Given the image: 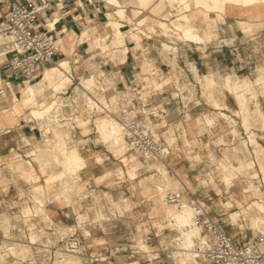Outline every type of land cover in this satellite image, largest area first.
I'll list each match as a JSON object with an SVG mask.
<instances>
[{"label":"crops","instance_id":"crops-1","mask_svg":"<svg viewBox=\"0 0 264 264\" xmlns=\"http://www.w3.org/2000/svg\"><path fill=\"white\" fill-rule=\"evenodd\" d=\"M14 1L38 0H0V21L9 3ZM50 1L51 8L39 15L35 26L37 30L48 31L46 24L53 23L51 33L58 39L55 64L40 68L36 80L28 82L14 79L8 57H0V264H52L38 256L40 247L35 242L44 245L50 240L57 246L71 233H75L79 251L72 255L81 264H182L180 256L173 257L170 251L174 247L166 245L177 232L168 227L170 214L166 207L170 205L163 202L168 191L180 192L181 199L187 203L196 200L209 218L223 223L226 233L235 241L245 243L255 238L256 230L263 229V232L264 227L257 229L251 223L253 217L260 219L258 223L264 226V182L253 151L257 144L249 137L253 147L247 144L252 156L248 176L233 169L239 175L224 182L219 166L221 164L226 171L231 167H224L225 161L239 165L237 160L228 161L224 156L233 153L238 160L243 159L244 155H237L233 147L240 140L245 141L247 134L241 121L233 117L238 106L232 91L224 86L222 93H215L218 101L214 99L210 103L207 90L217 85L204 87L203 82L196 81L195 75L202 76L204 81L206 76L219 74L221 84L231 78L233 85L237 83L233 82L232 73L255 78L257 65L264 68V4L247 11L230 10L225 15L227 20L215 13H210L209 19L198 17L195 26L204 41L193 42L183 37L182 41L172 32L163 35L157 23L150 19L161 21L164 18L140 9L137 0H118L126 9V19L118 20L127 50L124 61H110L97 42L99 37L110 33L107 14L113 13L114 7L108 0ZM141 2L151 7L156 0ZM171 12L166 22L174 18V10ZM140 13L146 15L142 23L138 22L143 16ZM138 26L144 28L147 35L135 37L134 28ZM149 28H154L155 32ZM163 43L169 49L164 50ZM61 59L67 60L71 85L63 94L56 95L60 100L61 94L67 105L62 104V108L65 106L64 112L69 116L65 118L68 124H61L59 129L65 136L67 150L77 148L74 150L86 162L66 176L68 184L64 188L59 180L46 184L43 173L32 161L33 151L43 148L46 139L57 136L51 131L43 133L28 109L23 108L18 114L11 111L13 100L23 95L22 88L27 83H35L46 68L55 66ZM173 74L179 75L184 93L189 89L190 95H195L188 102L186 98L190 95L182 97ZM90 75L105 87L107 96L113 94L111 105L116 107L117 117L123 110L144 112L148 123L169 149L162 161L143 162L132 155L133 160L124 164L122 154L115 153L102 141L97 142V137L102 136L96 132L95 122L109 113L101 110L104 114H80L81 108L75 102L79 96L74 91L81 90L77 84ZM254 98H250L248 114L252 108L253 114L260 112L261 116L262 113L264 121V96L260 95L257 101ZM223 107H228L224 111L229 115L225 112L218 115ZM223 114L235 119V137L229 132ZM249 116L253 121V116ZM74 117L85 118L83 129L76 125ZM199 118L206 123L204 129L198 125ZM213 119L212 126H207ZM253 130L258 145L264 150V126ZM42 137V146L35 147L32 143ZM71 142L75 144L70 145ZM13 159L27 160L33 165L32 169L19 172L8 167ZM158 163L165 166L171 178V183L161 184L162 191L158 190L156 177ZM51 165L61 170L56 162ZM129 170L136 172L133 180L127 177ZM251 185L252 193L248 191ZM259 188L261 194L254 195ZM36 196L41 198L40 205H36L33 198ZM254 202L261 208L248 209ZM26 208L32 211L29 216L23 212ZM233 215L237 225L232 222ZM186 261L195 264L194 260Z\"/></svg>","mask_w":264,"mask_h":264},{"label":"bare ground","instance_id":"bare-ground-1","mask_svg":"<svg viewBox=\"0 0 264 264\" xmlns=\"http://www.w3.org/2000/svg\"><path fill=\"white\" fill-rule=\"evenodd\" d=\"M137 2L140 9L143 10L150 9L149 12L159 18L160 17L165 18L167 15H169L171 13L170 8L172 9L175 8V10L177 8L178 13L174 16L173 19L169 20L168 22L160 21V20L157 21L154 19H150V21L156 22L164 35H168V32H172V34H174L177 38L183 37L193 42H202L204 41V38L198 34L195 26V21L198 17L202 18V15L204 13L224 12L227 6L242 7V11H247L255 5H262L264 3V0H156V2L151 6L152 9L147 5L145 6L144 3L141 2V0H137ZM108 3L114 7L113 13L107 14L108 17L107 26L110 29V33L108 35L105 34L99 37L97 39V42L99 43V47L101 49L102 54L106 56L110 61H115V60L124 61L127 49L124 43V33H122L121 30L119 29L121 23L119 22L118 19H126L125 16L126 9L124 5H122L118 0H108ZM144 20H146V16L143 15L142 18L138 19V22L142 23ZM240 22L242 21L240 20ZM149 29L151 31L154 30V28H149ZM135 30L137 31V35H135V37H138L139 33L143 32L138 27H135L134 31ZM1 39L2 38L0 37V42H2ZM56 63L57 64L55 66L46 68L45 72L41 73L40 78L35 83L33 84L27 83V85L22 90L23 97L21 99L13 101V104L11 105V111L13 114H18L23 108L28 109L30 111L29 113L32 116V118H34L41 126V130H46L48 128L47 124L45 123V118L47 115H50L51 112H53L52 116L57 121L61 118L63 108H62V104L58 102L59 99L56 97V95L59 94L62 88L70 81L67 60L61 59ZM219 81L220 82L222 81L221 76H219V74L214 76H206L203 81L204 87L215 86ZM230 82H231V78L226 79L224 81V84L221 85V87L224 88V86H226L228 89L232 91L231 93L234 96V99L239 109L238 112L236 113H238L241 116V119L239 116L237 117L236 115L233 117L237 119V122L240 123L241 121L242 127L244 126L243 131L244 133L247 134V139L245 141L240 140V142L236 143L233 147V151L237 155L238 153L239 154L242 153L244 155L243 159L238 160L237 156L234 155L232 152H231L232 153L231 156L230 154L224 156V159L228 161L231 158L237 160L239 165L235 166L232 165L231 162L227 163L226 161L223 162V165L224 167H231L232 169L238 171L242 175H247L248 169L246 167V164H250L249 167H251V161H250L251 155H249V153L247 152L246 150L247 148L245 149L244 144L246 146L247 144L253 146L251 142L252 143L254 142V144H256L253 137L249 136V133L246 132L250 128L248 126L250 124L248 123L251 121L250 116L248 114V109L250 106V98L251 97L253 98L255 96V92L252 85L247 86V84H244V86H239L240 85L239 84L237 86L231 84ZM46 84H48L47 87ZM77 87L81 88V90H78L76 88L74 92H76L77 96L83 99H87L88 107H91V110L96 109L95 107L100 108V103L98 102V100H95V97L99 98L105 93L106 90L98 79H96L93 75L92 76L90 75L89 77L86 78H82L77 84ZM78 91L81 92L79 93ZM46 98H49V101H46L45 100ZM94 100L97 102H95ZM215 108H217V106H215ZM105 110H108L110 112V115H107L106 120L104 117L102 121L97 123V130L101 135L104 133H108L107 140H111L113 146L120 145L121 148L123 149L125 148L124 142L121 139V136L123 135V129L121 123L118 120L117 117L118 114H116L117 112L112 111L111 109H104V111ZM258 113L260 114V112ZM223 116L225 117V119L227 120V124L229 125V132L235 137L236 126H237L235 119L231 118L230 117L231 115L228 116L226 114H223ZM197 121L201 129H204L206 127L205 126L206 123H202L200 118ZM213 123L214 122H212L209 125L207 124V126H212ZM66 137L68 138V136ZM249 137L251 139V142L249 140ZM59 138L61 140H59V142H54V143H50L49 140H45L46 144L43 146V148H40L38 151H33L34 156L32 157L33 159L32 161L37 164L41 173H43L44 181L46 183H49V181L53 179H57L62 181L63 184L66 185L67 184L66 176L72 172H75L78 169L79 164H81L82 158L76 150L74 149L67 150L65 145V136L61 135ZM49 144L50 145L52 144L51 146L53 149L49 147ZM262 148H263L262 146L257 145L254 150V152H256L255 154L257 155V159H258L257 162H259L258 165L261 164V166L263 165V162L261 163V158L262 160L264 158V150ZM166 150L168 151L169 149L167 148ZM48 158L49 161H51L52 163L56 162L61 167V170L47 173L43 161ZM194 159L198 160V157L197 158L194 157ZM123 160L125 161V159ZM32 166L33 165L27 160L13 159V162L9 163L8 167L17 170L19 172H22L23 170L32 169ZM219 168L222 174V178L226 181L229 180V176L225 174L224 168L221 164ZM259 168H261L260 165ZM156 171H157L156 177L159 181L158 190L162 191L161 184L164 185L165 183L167 184L171 183V178L169 177L167 169L163 164L156 165ZM263 175H264V171H263ZM127 177L130 180H133L136 177V172L134 171L128 172ZM252 190H253V186L251 185L250 187H248V191H251L252 193ZM254 195H258V192L255 191ZM33 198L36 200L35 202L37 204L39 201L37 196ZM253 207L261 208L259 204L257 205V203L254 202L251 207H248V209H252ZM166 209L170 214V221L168 223V226L174 223V228L178 232V235L174 237L169 243L170 244L174 243L175 245H179L182 248V250L186 251L185 254L187 255V259L194 260L195 263L196 262L194 258L195 252L193 249L197 241L201 239L202 234L200 233V227L196 222V219L194 217L195 215L192 212V208L190 204L181 199L177 205L173 207L168 206L166 207ZM23 212L25 215L28 216L32 213V211H30L29 208L28 209L26 208L25 211ZM259 220L252 217L251 223L254 228L258 229L259 227L261 228L264 227L259 224L260 222L258 223ZM51 244L52 242L50 240L44 242V245L46 247H55ZM78 252H79L78 248H75L73 253L70 251L58 252L57 250L55 252V257L52 259V262L57 261L55 259L58 257L59 254L58 258L60 260H58L55 264H81L79 259L72 255ZM46 258H49V256L47 255Z\"/></svg>","mask_w":264,"mask_h":264},{"label":"built area","instance_id":"built-area-1","mask_svg":"<svg viewBox=\"0 0 264 264\" xmlns=\"http://www.w3.org/2000/svg\"><path fill=\"white\" fill-rule=\"evenodd\" d=\"M52 6L50 0L37 2L14 1L9 3L7 11L0 21V37L5 41L0 57H8L9 67L14 79L32 81L40 68L54 63L58 50V39L51 33L53 23L46 24L48 31L36 28L39 15ZM144 112L133 113L123 110L118 117L128 149L135 155L149 161H162L168 151L164 141L147 121ZM181 200L177 191L165 192L163 202L175 206ZM190 206L200 227L202 237L194 247L195 264H264V231L256 230L255 238L248 242L233 240L225 231L223 223L209 218L196 200ZM234 225V224H232ZM237 229H240L237 227ZM70 234L55 247H46L35 242L38 256L51 263L57 250L74 252L78 241ZM49 258H46V256Z\"/></svg>","mask_w":264,"mask_h":264},{"label":"rangeland","instance_id":"rangeland-1","mask_svg":"<svg viewBox=\"0 0 264 264\" xmlns=\"http://www.w3.org/2000/svg\"><path fill=\"white\" fill-rule=\"evenodd\" d=\"M264 4V3H263ZM159 5V4H158ZM157 5V6H158ZM258 5H255V6H253V7H251L250 9H252V8H255V7H257ZM151 9H152V7H151ZM150 10V9H149ZM149 10H147V12H149ZM172 10H174V16L178 13V10H177V8H176V10H175V8H170V12L172 11ZM230 10H241L242 11V7H234V6H227L226 8H225V10H224V12H215V14L217 15V16H220L223 20H227V19H225V15L230 11ZM137 12V11H136ZM140 12H142V10H140ZM141 14V16L142 15H145L144 13H140ZM172 14V12L169 14V15H167L165 18H164V20H161V21H165L170 15ZM210 13H204L203 14V16L202 17H204L205 19H209V15ZM139 15V13L138 14H134V16H138ZM153 15V14H152ZM146 16V15H145ZM173 16V17H174ZM170 19H168V21H169ZM166 22V21H165ZM138 28L140 29V30H142L143 32L142 33H139V34H141V35H147L146 34V32H145V30H144V28H142V27H139L138 26ZM148 29V28H147ZM151 32H155V30H153V31H151ZM161 33H162V30L160 31ZM163 34V33H162ZM164 35V34H163ZM168 35H169V32H168ZM168 35H165V36H168ZM178 39H180V38H178ZM2 40V42H0V53H1V47L4 45V40L3 39H1ZM180 40H182V39H180ZM183 41V40H182ZM162 47H163V49L164 50H167V49H169V46L167 45V44H165V43H163L162 44ZM171 65V68H173L174 67V64L172 63V64H170ZM43 70H45V68L43 69ZM228 75V74H227ZM232 76H233V82L234 83H237L236 85L238 86L239 84V86H244V84H247V86L248 85H252L253 86V89L255 90L254 92H256L255 93V98H254V100H256L257 101V98L260 96V95H263L264 96V68L261 66V65H257V67H256V76H255V78L254 79H250L249 77H239V76H236L234 73H232L231 74ZM223 77H225L226 75H222ZM195 79H196V81L197 80H200L201 82H203V78H202V76H200V77H198V76H196L195 75ZM173 80H174V84L176 85V87L180 90V93L182 94V97H186V96H189L190 94H191V91L189 90V89H187L186 90V93H184V91L182 90V87H181V85H180V77H179V75L178 74H173ZM247 81H248V83H247ZM258 81V82H257ZM260 81V82H259ZM243 83V84H242ZM26 84V83H25ZM24 84V85H25ZM71 84L70 83H67L63 88H62V90H61V94H63L64 92H65V90H67L68 88H69V86H70ZM217 85H219V86H217L215 89H213V90H207V92H208V98H209V100H210V103L212 102V100H217L216 98H215V93H217V92H220V93H222L223 92V90H225L223 87H221V83H220V81L217 83ZM227 89V88H226ZM239 89H242V88H239ZM22 90H23V88H22ZM22 90H21V92H22ZM79 92V91H78ZM22 94V93H21ZM61 94H60V100H58V102L60 103V104H65V102L63 103V98H62V96H61ZM75 94H76V92H75ZM112 93H110V94H108V96H107V94H106V92L102 95V96H100L99 98L98 97H95V100L97 99L98 100V102L100 103V108H97V107H95L96 109H94V110H91V107H88V104H87V101L85 100V99H83V98H80V97H77V96H75V98H76V100H75V102L77 103V107H79V108H81L80 110H78V113H80V114H87L88 112L89 113H91L92 112V114H99V113H101V114H104V113H102L101 112V110H104L103 108H110L112 111H115V112H117L116 114H118V111L116 110V107H112V105H111V103L112 102H114V100H112V99H114V98H111L112 97ZM67 96V95H66ZM195 95H193V96H191L190 95V98H186L187 99V102H188V100H191L193 97H194ZM251 96V95H250ZM22 97H23V95H22ZM21 97V98H22ZM58 97V96H57ZM20 98V99H21ZM61 98H62V100H61ZM106 98H108V99H106ZM19 98H15L13 101H16V100H18ZM46 101H49V98H46L45 99ZM94 100V101H95ZM61 101V102H60ZM109 101V102H108ZM218 101V100H217ZM110 103V104H109ZM116 104V103H115ZM114 105V104H113ZM65 106H67L66 104H65ZM64 106V107H65ZM64 107H63V109H62V116H61V118H60V120L61 121H55V119L53 118V116H51L52 114H53V112H51L50 113V115H47L46 116V118H45V123H47V126H48V129H46V130H44L43 131V133H46V132H49V131H51L52 132V135L53 136H57V138L55 139L54 137H51V138H49V139H46V140H49V142L50 143H54V142H59V140H61L59 137L62 135L63 136V134L60 132V129H59V127H60V125L61 124H68V122L69 121H67V119H65V118H68L69 116H67L66 114H65V112H64ZM224 109H228V107H223L221 110H219L218 111V115H219V112H225L224 111ZM218 110V109H217ZM254 110V109H253ZM252 108H251V111H250V113L249 114H251L252 116H253V121H251V122H247L248 124H250V125H248L250 128H249V130H250V133H249V135L251 136V137H253L254 139H255V137H254V135H253V130H251L252 128L254 129V128H258V129H262L263 128V126H264V121H263V118H262V113H261V116H259V114L258 113H255V114H253L252 113ZM108 111V110H107ZM109 112V111H108ZM236 112H238V107H237V110H236ZM236 112H234L235 113V115L238 117L239 116V114L238 113H236ZM226 114H228L227 112H225ZM109 114H110V112H109ZM109 114H107V115H109ZM115 114V113H114ZM115 114V115H116ZM107 115H105L104 117H105V120L107 119ZM229 115V114H228ZM104 117H102V118H99V119H97L96 120V122H95V124L97 125V123L98 122H100V121H102L103 120V118ZM221 117V116H220ZM240 117V116H239ZM63 119V120H62ZM73 120H75L76 121V125L77 126H81V128L83 129L84 127H85V123H86V120H85V118H80V117H74V118H72ZM223 119V118H222ZM213 122H214V119H213ZM96 127V126H95ZM96 132H98L97 131V129H96ZM99 133V132H98ZM97 133V134H98ZM98 135H100V136H102V138H100V137H97L98 138V143L100 142V141H102L104 144H107V146L108 147H110V149H114V151H115V153H118L119 155H121L122 154V162L124 163V164H126L127 162L128 163H130L132 160H133V156L135 155L132 151H130L129 149H128V146L126 145V142H125V139H124V132H123V135L121 136V139H122V141L124 142V146H125V148H121V146L119 145V146H113V143H112V141L111 140H107V138H108V133H104V135H101V134H98ZM48 136H51V134H48ZM43 140H44V137H42L41 139H38V142H33L32 144L36 147V146H42V144H43ZM254 143V142H253ZM255 143L258 145V142L256 141V139H255ZM71 144H75V142H71L70 143V145ZM244 144V143H243ZM52 145V144H51ZM50 144H49V147L51 148V149H53L52 148V146H51ZM244 147H245V149L247 148V146L244 144ZM253 147V146H252ZM73 149H77V148H73ZM39 150V149H38ZM37 150V151H38ZM247 150V152L249 153V155H251V153H250V151L248 150V148L246 149ZM255 150V148L253 149V151ZM256 152H254V155H255V157H256V154H255ZM81 155V154H80ZM133 155V156H132ZM81 157H82V161H81V164H79V166H78V168H80V167H82L83 165H85L86 164V162H85V159H84V157L81 155ZM139 159V161H145V159H143L142 157H140V156H137ZM251 157L252 156H250V161L252 160L251 159ZM123 159H125V161L123 160ZM192 159V158H191ZM138 160H137V162H138ZM195 160V159H194ZM256 160H258L257 159V157H256ZM146 161H149V160H146ZM44 162V165L46 166V170H47V172H52V171H54V170H59V167H52V162L51 161H49V158L48 159H46V160H44L43 161ZM263 162V165H264V158H263V160H262V158H261V163ZM259 163V162H258ZM156 165H161V163H158V164H156ZM260 165V170H261V175H262V178H263V180H264V175H263V169H264V166L262 165L261 166V164H259ZM49 166V167H48ZM246 167H247V169L249 168V166H248V164H246ZM47 168H49V169H47ZM263 170V171H262ZM131 170H129L128 172H130ZM127 172V173H128ZM225 174H227L228 176H229V179H231L232 180V178H233V176H237L238 175V173L237 172H235L232 168H228L226 171H225ZM248 174L249 173H247V175H245V176H248ZM124 179V178H123ZM54 181H56L57 179H53ZM53 180H51V181H49V183H51V182H54ZM224 180V179H223ZM60 181V180H59ZM45 182V181H44ZM61 182V184H62V187L64 188V187H66V185L68 184H66V185H64L63 184V182L62 181H60ZM224 182H226V183H228L226 180H224ZM46 183V182H45ZM46 184H48V183H46ZM52 188H58L57 186H51ZM78 192V191H77ZM258 192V194H260L261 192H260V188H259V191H257ZM37 198H38V203L36 204V205H40L41 204V198L39 197V196H37ZM170 207H173L172 205H170ZM38 208L39 207H37V208H35V211L36 212H38L37 210H38ZM236 218H235V215H233L232 216V222L234 223V224H236L237 225V223L235 222L236 220H235ZM173 223V222H172ZM169 228H171V229H175L174 228V223L173 224H170V226H168ZM176 230V229H175ZM72 234V233H71ZM178 235V232H176V234H174V237H176ZM174 237H172V239L174 238ZM52 240V239H51ZM55 241H53V244L52 245H55ZM174 243H172V244H170V243H167L166 245L168 246H173L174 247V249H171L170 251L172 252V254H173V257H176L177 255H179L180 257H179V259H181V262H182V264H190V263H188V261H186V259H187V255L185 254V250H182L181 249V247H178V246H176L175 244L173 245ZM140 246H142V244H140ZM178 247V248H177ZM11 250V249H10ZM58 252H59V250H58ZM72 254V253H71ZM58 257H59V254H58ZM56 258L55 260H60L59 258ZM57 261H54V262H51L52 264H55ZM131 264H136V263H131Z\"/></svg>","mask_w":264,"mask_h":264}]
</instances>
